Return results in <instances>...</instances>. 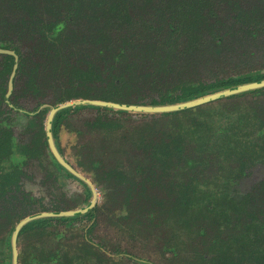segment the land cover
<instances>
[{
    "label": "trees",
    "instance_id": "1",
    "mask_svg": "<svg viewBox=\"0 0 264 264\" xmlns=\"http://www.w3.org/2000/svg\"><path fill=\"white\" fill-rule=\"evenodd\" d=\"M0 48L17 58L9 101L32 112L42 106L1 129L0 150L16 146L27 157L22 165L33 162L55 182L66 169L51 157L44 128L53 106L79 98L165 106L264 80V0H0ZM13 65L14 55L0 54V116ZM52 134L102 193L116 173L127 188L135 181L146 190L133 199L125 187L113 189L100 215L83 213L93 218L85 228L72 216L42 234L38 226L55 217L25 224L18 264L264 258V86L167 112L67 107L54 115ZM61 197L43 210L81 207ZM1 216L0 264H11V233L26 214ZM139 218L153 225L143 228Z\"/></svg>",
    "mask_w": 264,
    "mask_h": 264
},
{
    "label": "flooded vegetation",
    "instance_id": "2",
    "mask_svg": "<svg viewBox=\"0 0 264 264\" xmlns=\"http://www.w3.org/2000/svg\"><path fill=\"white\" fill-rule=\"evenodd\" d=\"M1 50L3 51V50H8V49H1ZM8 51H10V50H8ZM10 52H13V51H10ZM10 52L9 53L0 52V54H12ZM12 55H14V54H12ZM16 61H17V58H15V56H14V63ZM12 70H13V68H12ZM9 77H10V75H9ZM13 81H14V79H13ZM8 84H9V78H8ZM8 91H9V86H8V90L6 92V104L3 103L1 105V108H2L3 112H2V115L0 116V118L1 117H5L6 118L4 123L0 122L1 123V125H0V134H2L4 139H7L6 134H5L7 131L3 132L1 130L2 128L8 129V127H12V125H18V124L24 123L25 120H24V117H23L22 114L33 116V115L37 114L38 112H40V110L42 109V106H41V107H38L34 112H32V111L28 110L29 109L28 106H25V105L17 106V105L12 104L11 101H9L10 93H9V95H7ZM8 107L11 108L10 109V110H12L11 112L9 111ZM15 111L16 112L18 111V113L16 114ZM49 111L50 110H48V112ZM48 112L46 113L45 121H46V117H47ZM44 124H45V122H44ZM17 132H18V130L15 131L14 133L17 134ZM0 141H2V140H0ZM50 153H51V157H53V159L57 161V159L52 154L51 150H50ZM60 155L76 171L80 172L81 175H83V176H85L87 178L90 177V176H87L82 170H80L79 168L75 167L74 164H72L70 161H68L66 153L64 155H62L60 153ZM24 156L26 157L25 154H22L20 151H18L16 146H15V148H13V150H9V149L8 150L7 149L6 150H4V149L0 150V202H3L5 204L4 197L1 194V193H3V191L5 192L10 186H12L15 183L24 182V181H28L30 183H35V184H39V185L41 183L42 184H46L45 188H46V191H47V195L45 197H43L41 195L33 197L34 200H33L32 203L30 202L31 204H28L27 202H21L20 205L14 207L13 209H8V208H6V206H4L5 210L1 211V214H3V213L5 214V212H9L11 210L13 212L16 209H21V210L25 211L26 216L23 217V218H25V217H28V216H31V215H37V214L45 213V212H60V211H49V209L48 210H43L44 208L46 209V208L52 206V202H61L60 200L55 199V195L57 193L63 195V197H61L63 199L62 202H69V203H72V204H73V202H79L80 203L79 206H81L80 208H83V207H85V206H87L89 204L90 199L92 197V192H91V189H90V187H89V185H88V183L86 181H84L83 179H81L78 176H76L73 173H71L65 166H63L58 161L57 162L61 166H63L66 170H64V169H61V170L59 169L58 170L59 172H57L56 181L55 182L52 181V180H48L47 181L46 179H44L45 178V173L40 170L39 166L37 167L35 165H32L33 162L27 161V159H26L27 164L26 165H22L21 162H23V160L25 159ZM19 171L20 172L21 171L26 172V174L28 176H31V178L24 177L21 173H19ZM6 173H9V175H10V177L8 179H7V176L5 175ZM39 173H41L42 175H40ZM37 177H42L41 182L36 181ZM75 177H77V178H79V179H81V180H83L84 182L87 183V186H88V188L90 190V195L89 196H86L84 194V191H85L84 187L85 186L83 184L79 183V181ZM64 180H69V182L73 180L74 184H76V186L79 189L74 190L73 192H71L68 195L66 193V191H63L65 186H67V183H64ZM89 181L93 184V186H94V188H95V190L97 192V201H96V204H95L94 207H92V208H90V209H88V210H86V211H84V212H82L80 214H77V215H66V216H72V218H70V221H71L72 224H75V228L76 227L77 228L78 227H84L85 228V227H88V226H92L93 225V218L91 217L92 218L91 219L89 216H87L86 214L84 215L83 213L91 211L92 209H95L100 204V202H99V193L98 192H101V189L99 188V186L96 187V184L93 181V179L89 180ZM70 210H74V209H70ZM62 211H66V210H62ZM61 217L62 216H55V218L52 221L53 222L52 224H49V226H47V227L44 226V225H40V226H38V228H40V227H45V228L51 227L52 228L54 224L59 226L60 224L58 225V223H61V221H60ZM23 218H21V219H23ZM41 218H43V217H41ZM0 219L4 220V218L2 216L0 217ZM36 219H40V218H35L33 220H36ZM33 220H31V221H33ZM31 221H29V222H31ZM29 222H27V223H29ZM61 225H62V223H61ZM61 225L59 226L60 228H62ZM15 226H14V228H15ZM23 226H22V228H23ZM72 226L73 225H71V227ZM14 228H13V230H14ZM38 228H37V230H38ZM21 229H20V231H21ZM13 230H12V233H13ZM45 232H47V230ZM45 232H43V233H45ZM12 233H11V236H12ZM7 234H9V233H7ZM18 235H19V233H18ZM90 235L93 237L94 235H96V233L93 232V231H90ZM17 240H18V237H17ZM0 251H2V241H0ZM17 252H18V248H17ZM107 252L108 253H115L116 251L115 250H109ZM3 255H5V253H3ZM17 264H18V261H17ZM88 264H97V263L95 261H93V262H90ZM124 264H134V263H131V261H129V262L125 261Z\"/></svg>",
    "mask_w": 264,
    "mask_h": 264
},
{
    "label": "water",
    "instance_id": "3",
    "mask_svg": "<svg viewBox=\"0 0 264 264\" xmlns=\"http://www.w3.org/2000/svg\"><path fill=\"white\" fill-rule=\"evenodd\" d=\"M0 52H5L9 53L10 51L8 50H1ZM14 54L16 58V54L14 52H10ZM17 63L15 62L13 65V70L10 74L9 77V89H11L12 84H13V79L15 76V70H16ZM264 86V80H259L257 82H252L249 84H243L239 85L233 88H229L226 90H222L219 92H215L209 95H204L200 98L186 101V102H181L178 104H171V105H165V106H148V105H133V104H125V103H116V102H111V101H104V100H90V99H84V98H79V99H73V100H67L57 106H53L50 111L47 114L46 121L44 124V128L46 131L48 143L50 150L54 157L57 159L59 163H61L63 166H65L71 173L74 175L78 176L79 178L83 179L86 181L91 189L92 192V197L90 199V202L87 206L80 208V209H74V210H66V211H60V212H45V213H40L37 215H31L28 217H25L21 219L15 226L11 239H10V251H11V264H17V237L20 229L24 224L27 222L35 219V218H41V217H55V216H66V215H77L80 214L92 207L95 206L96 201H97V192L93 186V184L89 181V179L83 175H81L80 172L76 171L59 153L58 148L56 147L52 135V120L54 115L61 109H65L67 107H73V106H80L83 104H94V105H100V106H107L115 109H120V110H126V111H141V112H167V111H174V110H179V109H185V108H190V107H195L207 102L214 101L216 99L228 96V95H233L239 92L255 89L258 87ZM9 91L7 95H9Z\"/></svg>",
    "mask_w": 264,
    "mask_h": 264
},
{
    "label": "rangeland",
    "instance_id": "4",
    "mask_svg": "<svg viewBox=\"0 0 264 264\" xmlns=\"http://www.w3.org/2000/svg\"><path fill=\"white\" fill-rule=\"evenodd\" d=\"M105 2H108L109 0H104ZM21 31V27L20 24H18L15 28V32L17 34H19ZM88 111V110H87ZM86 112V111H83ZM196 119L194 117L191 118L190 121L194 122ZM66 138L67 135L65 133V131H61L60 134V143L62 146H64L65 142H66ZM74 136L71 135V137L69 138V142H74ZM67 158L68 160H70V162L72 164H74V162L72 161V158L70 157V152L67 150L66 152ZM75 165V164H74ZM80 170H82L81 168H79ZM40 175H42L41 173H39ZM89 180H92V177H88ZM42 177H37L36 181L41 182ZM64 183H67V186H65V188L63 189V191H66V193L69 195L71 192H73L74 190L79 189L76 184H74L73 180L69 182V180H64ZM46 184H35V183H30L28 181H24V182H19V183H15L12 186H10L5 192L3 191L2 196L4 197V206H6V208L8 209H13L14 207L18 206L21 204V202H27L28 204H31L34 200L33 197L36 196H43L45 197L47 195V191L45 188ZM98 185H96L97 187ZM120 186L125 187L130 195L131 198L136 199L138 196L142 195V193L146 190L145 189V184H141V183H135L134 182H130V187L127 188L126 184L124 182H122V180L120 179V176L116 173L110 176V180L109 183L106 187V191L105 193L102 192H98L99 193V202H103V197L106 196L108 193H110L113 189L118 188ZM62 191V192H63ZM67 195V196H68ZM41 198V197H40ZM31 202V203H30ZM102 209H104V206L101 204V206L99 207V205L95 208L96 210V214L100 215ZM61 225V223H58ZM80 225V224H79ZM138 225L142 226L143 228H145L146 226H151L153 225V220L151 218H143V219H138ZM57 227L58 229H62L59 226H57L56 224L53 225V227ZM81 226V225H80ZM47 227V226H46ZM51 227L49 228H45V227H40L38 228V230L36 231L37 233L42 234L43 232H45L46 230H49ZM65 232H68L67 230H65ZM29 233H27L28 235ZM31 234V233H30ZM3 253H5V251H3ZM221 262V264L223 262H226L227 264H264V258L260 257H254L251 256V259H247L245 256L240 257L238 260H236L235 257H232L231 259L228 258H224L219 260Z\"/></svg>",
    "mask_w": 264,
    "mask_h": 264
}]
</instances>
